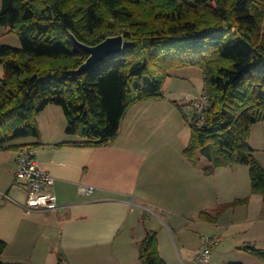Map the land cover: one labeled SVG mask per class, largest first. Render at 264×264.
<instances>
[{
	"label": "trees",
	"instance_id": "trees-1",
	"mask_svg": "<svg viewBox=\"0 0 264 264\" xmlns=\"http://www.w3.org/2000/svg\"><path fill=\"white\" fill-rule=\"evenodd\" d=\"M0 27L22 43L0 47V152L33 147L23 141L41 137L38 118L49 105L63 108L67 134L78 137L59 146H108L130 108L165 98L172 70L197 67L211 104L204 125L190 119L185 157L206 159V175L248 166L252 194L264 200V166L249 142L264 122V0H2ZM71 35L88 46L123 35L126 46L75 74L89 54ZM249 201L203 211L201 220L217 224L225 209ZM6 248L0 239V264H17L3 259ZM140 248L141 264H167L156 231ZM240 249L264 264L263 248Z\"/></svg>",
	"mask_w": 264,
	"mask_h": 264
},
{
	"label": "crops",
	"instance_id": "crops-1",
	"mask_svg": "<svg viewBox=\"0 0 264 264\" xmlns=\"http://www.w3.org/2000/svg\"><path fill=\"white\" fill-rule=\"evenodd\" d=\"M189 100L192 102L196 99ZM157 101H144L130 108L117 139L101 148L59 146L76 139L64 138L65 135L58 138L62 134L56 132L55 128L58 127H52L47 137L39 123L41 137L33 142H23L34 144L38 163L56 180L54 192L59 198V209L53 212L26 208L27 188L16 178L18 153L0 152L4 154L2 161L7 173L5 186H0V207L5 208V223L1 228L5 238L0 239L7 242L3 255L6 262L80 264V261L90 260L98 264H141L140 243L149 231H157L161 256L167 264H171L166 249L173 244H164V239L169 238L170 233L176 249L180 250L176 236L180 224L174 218L184 215L194 220V217H198L200 224H209L201 220L202 212L198 215L190 212L182 214L178 207H196L209 202L217 208L222 205L219 186L226 182L232 188H239L240 180L235 176L242 171H237L239 165H236L219 168L214 174L206 175L202 169L206 159L197 164L187 159L184 151L169 152L168 136H153V127H127L122 135V126L128 117L133 115V121H136L133 113L136 106L148 102L156 104ZM177 104L180 106V103ZM50 106L53 105H49L38 120ZM191 107L193 110V105ZM84 186L92 187L94 193L83 195L81 188ZM252 196L264 201L261 194ZM148 213L153 214L154 222L150 218L147 220ZM262 215H254L247 222L257 225L264 220ZM238 225L236 220H232L223 225L226 230L222 234L210 239H218V246L227 243L231 239L229 235L226 236L227 232ZM256 229L251 237L247 236L246 243L264 248V234L262 231L259 234L260 229L256 233ZM54 234L59 235L57 242L52 239ZM205 237L202 235L203 243L209 239ZM243 246H231L228 251L232 253L237 249L245 252L240 249ZM182 247L189 253L186 246ZM197 255L196 252L193 257ZM245 260L248 264L254 262ZM247 263L219 261L218 258L213 260L212 254V264Z\"/></svg>",
	"mask_w": 264,
	"mask_h": 264
},
{
	"label": "rangeland",
	"instance_id": "rangeland-1",
	"mask_svg": "<svg viewBox=\"0 0 264 264\" xmlns=\"http://www.w3.org/2000/svg\"><path fill=\"white\" fill-rule=\"evenodd\" d=\"M1 9L2 0H0V11ZM4 45L13 46L16 48H21L22 46L20 37L15 33H10V28L8 27H0V47ZM170 73L172 76L168 78L164 86L165 99L158 100L156 104H152L153 102H148L136 106L133 110V113L136 115V121H133V115L128 117L122 126L124 127L122 135L126 133L127 127H153V136H168V145L170 147L169 152L173 153L174 151H179L182 153V151H184L187 147L191 138V126L189 122L191 117L194 115V111L191 107V105L194 104V101L190 102L189 99H197L201 97L202 94H204L205 76L203 71L197 67L175 69ZM3 76L4 68L2 65H0V78ZM176 102L180 103L181 108L178 107V104V106L176 105ZM186 117H188V119ZM146 122L149 124L147 125ZM38 123H40V126L45 131L47 137L48 134H50V132L53 130L52 127H58L55 128L56 132H62L58 138H61V136L63 137V135H65L64 138H70L72 140L78 139L76 136H70L67 134L66 130L68 123L62 107L55 105L50 106V108H48V110H46L42 116H40ZM158 128L161 129L158 130ZM63 131H65V134ZM147 134L151 135L150 132H147ZM27 140L33 142L35 138H29ZM249 142L256 150V158L264 166V122L253 126V131ZM2 155L4 154H0V186H5V176H7V173H5V162L2 161L4 159L2 158ZM236 169L237 171H242V173L237 172V175L235 176L239 177L240 186L239 188H232L230 187L231 184H226V182L219 186L220 192H218V194L220 196L219 200H222V205H219L216 208L212 203L207 202L196 207L180 206L178 209L180 212H182V214L190 212L198 215L199 212L203 211L213 213L215 212V208L217 210L220 207L227 206L228 204H231L239 199L250 198L249 204L233 207L231 206L230 208L225 209L218 218L219 224H213V226L204 223L200 224V222H198V217L197 219L194 217V220L184 215L182 217H175L174 221L180 224V231L176 233L180 250L176 249L174 245V239L170 233L169 238L164 239V244L165 242L168 244H173V246L170 245L169 248L166 249L168 256L172 260L171 264H197L198 255L194 258L193 254L196 252L199 254L204 245L202 235L206 236L205 238L219 236L224 232V229L226 230V226L224 228L223 225H226V223H229L232 220H236V224L239 225L237 227H232L230 231L227 232L226 236L229 235L231 239H229L227 243L225 242L226 244L223 242L220 246L216 247V252H213V260L218 258L219 261L231 260L232 262L247 263L245 259H248L251 262L254 261L249 264H261L258 259L249 255L248 253L237 249H235L232 253L228 251L231 246H243L244 244H249L246 243V239H248L247 236L249 235V237H251V234L254 233L256 228V233L260 229L259 234L262 232L264 234V220L259 221L257 225H254L253 222H247V219H251L254 215L261 216L263 214L261 218L264 219V201H262L259 197L255 198L252 196L249 167L239 165ZM251 197H253V199ZM3 201L5 203V199H3ZM149 218L151 219L150 221L154 222V220H152L154 218L153 214L148 213L147 220ZM4 223L5 208L0 207V238H5V232H3L1 229ZM170 224L173 226L172 221ZM158 227L160 226L158 225ZM247 230H249L248 233ZM157 234L160 246L159 233L157 232ZM58 236L59 235L54 234V237L52 238L53 241L57 242L59 240ZM182 245L187 247L189 253L183 249ZM243 257H245V259ZM66 264H68V262ZM80 264L98 263L97 261L84 260L80 261Z\"/></svg>",
	"mask_w": 264,
	"mask_h": 264
},
{
	"label": "built area",
	"instance_id": "built-area-1",
	"mask_svg": "<svg viewBox=\"0 0 264 264\" xmlns=\"http://www.w3.org/2000/svg\"><path fill=\"white\" fill-rule=\"evenodd\" d=\"M210 104V98L206 94H202L194 101L192 120L195 123L201 126L206 123ZM16 178L27 188V209L42 212H53L59 209V198L54 192L56 180L40 166L33 147L25 146L18 152ZM81 193L90 196L94 193V189L84 186L81 188ZM218 245V239H205L198 254L197 264H212L213 250Z\"/></svg>",
	"mask_w": 264,
	"mask_h": 264
},
{
	"label": "water",
	"instance_id": "water-1",
	"mask_svg": "<svg viewBox=\"0 0 264 264\" xmlns=\"http://www.w3.org/2000/svg\"><path fill=\"white\" fill-rule=\"evenodd\" d=\"M71 36L76 44L89 54V58L86 63L78 70L74 71L75 74H83L92 70L96 65L100 64L105 59L122 53L126 46L125 37L123 35L109 37L95 46L85 45L79 42L75 36Z\"/></svg>",
	"mask_w": 264,
	"mask_h": 264
}]
</instances>
